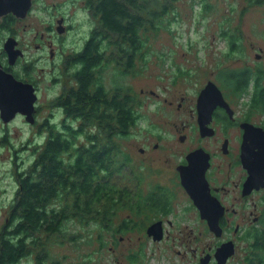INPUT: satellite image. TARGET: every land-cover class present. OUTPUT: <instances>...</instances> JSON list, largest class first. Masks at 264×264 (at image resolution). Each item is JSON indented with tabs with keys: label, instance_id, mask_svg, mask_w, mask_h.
<instances>
[{
	"label": "trees",
	"instance_id": "16d2710c",
	"mask_svg": "<svg viewBox=\"0 0 264 264\" xmlns=\"http://www.w3.org/2000/svg\"><path fill=\"white\" fill-rule=\"evenodd\" d=\"M178 1L86 0L91 15V21L87 18L88 32L82 48L64 58V87L53 103L62 119L59 123L50 117L41 124L36 119L29 123L36 132L19 153L15 151L17 187L0 226V264H62L55 251L65 242L77 240L68 232L72 223L83 228L96 223L100 230L112 231L110 238L115 244L118 233L134 228L131 217L119 226H114V221L124 210L141 214L143 198L116 186L112 178L130 164L120 140L129 138L139 126L145 101L140 93L118 81L109 88L105 69L117 68L122 77L138 74L137 63H146L151 53L150 40L169 26L163 24L181 18L175 7ZM246 2L264 6V0ZM196 3L199 15L207 16L213 8L208 0H192V8ZM219 36L231 53L243 50L240 34L223 28ZM218 78L222 88L229 89L235 98L248 93L252 85L253 106L264 113V67L260 63L256 67L222 68ZM61 82L58 77V86ZM8 136L6 130L4 145L14 147ZM21 152H29L32 158L27 168L17 162ZM95 238L100 248L109 244L101 232ZM261 240L264 232L256 234L255 243L249 242L244 264H264ZM145 255L143 245L129 260L143 263Z\"/></svg>",
	"mask_w": 264,
	"mask_h": 264
},
{
	"label": "rangeland",
	"instance_id": "374dc122",
	"mask_svg": "<svg viewBox=\"0 0 264 264\" xmlns=\"http://www.w3.org/2000/svg\"><path fill=\"white\" fill-rule=\"evenodd\" d=\"M71 1H74V4L69 3ZM208 1L213 8L207 16L199 15L197 3L192 8V0H179L176 3L175 7L176 10H180L181 18L178 20L174 18L172 23L163 24L162 27L169 26L161 29L158 36L150 40L151 53L149 58H146V63H137L135 70L138 74L122 77L117 68L105 69L104 76L109 88L118 81L119 85L132 88L136 93L141 94L144 91V94H141L145 101L144 107L140 110L143 115L142 120L139 126L132 130L129 138L120 140L122 152L131 158L130 164L125 166L121 174H114L112 178L113 183L121 189L126 188L136 194L142 189H149L157 182L170 188L175 187L172 184L176 176L174 168L183 154H187L200 144L214 151L216 144L225 138L219 122L215 123L217 132L214 138L200 137L197 122L199 93L210 81L223 87L218 78L222 68L256 67L257 63L264 67V6L249 5L246 0ZM65 8L69 9L68 12L64 11ZM61 11L70 13L69 19L73 16V11L74 15L76 11L73 18L76 19V23L71 26H78L74 27L76 32L67 36L63 45L60 40L57 41L55 46L60 57L52 62H47L45 57L37 64L36 77L46 82L41 84L43 94L38 104L41 107L37 117L39 124L49 117L54 123H59L62 119L61 111L54 110L53 103L64 87L65 76L62 72L67 70L64 58L72 51L82 48L88 27L83 28L80 25L87 23L83 16L86 20L87 18L90 20L91 15L86 8V0H35V9L18 26L19 34H23V26L33 27L32 34L25 37L27 43L25 45L31 46L28 49L26 47L30 55L29 52L35 53L33 38L37 31L40 32V37L41 34L44 36L45 42L47 36L54 33L53 31L48 33L51 17L53 15L61 17ZM65 13L63 15L66 16ZM169 17L171 18L170 15ZM223 28L241 35L243 50L237 49L231 53L226 40L219 36ZM257 54L262 55L261 60L256 56ZM41 67L44 68L43 71H40ZM54 76L61 77V86L47 89L51 87V78ZM226 77L224 76V79ZM152 91L160 97L157 99L151 97ZM228 99L230 100L229 97ZM246 99V95L233 99L234 106L230 101L237 115H240L241 110L242 112L246 110ZM170 103L173 105L171 106ZM6 130H9L8 139L14 147L6 146L2 141ZM35 132L36 128L28 125L24 119L20 118L8 125L0 119V226L7 215L17 187L13 176L15 151L19 153L22 144L32 139V134L34 135ZM184 135L187 140L183 144L179 138ZM228 137L232 141H238L239 129L232 128ZM155 145H159L158 150H154ZM140 148L146 149L147 154L141 155ZM29 154V152H21L17 158L18 164L23 168H27L32 162ZM157 173L162 175L159 177ZM177 200L180 205L175 207L174 217L177 216L178 223H175L173 235L178 236L182 233V236L176 243H155L144 237L142 228H133L122 235L118 233L115 244L110 238L113 236L112 231L100 230L96 223H90L91 227L85 228L72 223L68 232L78 238L75 242L68 241L63 246H58L55 258L62 264H137L132 263L129 256L139 252L144 245L145 259L143 263L138 264H196L197 259H192L190 252L195 248L198 249V254L208 251L217 239L213 232L206 230L205 224L195 218L194 213L184 214L183 205L188 201L181 192ZM246 207L248 214L252 208L250 205ZM143 214L137 218L128 210H124L115 219L114 226H119L128 217L132 218V223L136 220L141 221L145 218ZM174 217L169 218L175 221ZM239 221L240 219L237 218L236 222ZM100 232L105 235V240H109L105 249L100 248L99 242L95 241L96 235ZM246 252L247 244L240 243L231 264H243Z\"/></svg>",
	"mask_w": 264,
	"mask_h": 264
},
{
	"label": "flooded vegetation",
	"instance_id": "af4514ba",
	"mask_svg": "<svg viewBox=\"0 0 264 264\" xmlns=\"http://www.w3.org/2000/svg\"><path fill=\"white\" fill-rule=\"evenodd\" d=\"M69 3L74 4V1ZM34 9L35 0H32V5L24 16L16 15L14 12L0 15V73L4 72L6 74H12L18 81L32 85L34 93L38 97V100L34 105V117L37 121L41 108L38 104L40 102V97L43 94L41 84H46L44 79L38 80L36 77V73L38 71L37 64L40 61H43L45 57H47V62L55 61L58 57H60L55 46L57 45V41L60 40L63 45L67 36L76 32L74 31V27H77L78 25L71 26L76 23V19L73 20L76 15V11L75 15L73 11V16L70 19V13L67 14L63 11L60 12L61 17L60 15H53L51 17L52 21L48 26V33L51 31L54 33L47 36V39L44 42V36L41 34L40 37V32L37 31V34H34L35 36L33 38L35 40V53L29 52L30 55H28L26 50L27 46L25 45L27 44L25 43V37L26 35L29 36L32 34L34 31L33 27L31 23L29 24L31 25L30 27H28V25L23 26V34H19L18 26L29 17L31 11ZM68 10L69 9L66 8L64 9L66 12H68ZM55 11L59 12V10ZM63 13H65L66 16L63 15ZM54 18H56L55 21H53ZM83 18L87 23L81 24L80 26L86 28L89 23L86 20V17L83 16ZM29 47L31 46H28L27 49ZM10 53L12 54L13 59L11 58ZM256 56L261 60V54H257ZM43 70L44 68L41 67L40 71ZM57 87L58 76H54L51 78V87H47V89ZM217 87L220 89L225 101L230 106L232 115H230L225 108L218 107L213 114V121L210 126L214 129L215 134L212 137L202 139L214 138L217 132L215 129V123L219 122L225 136L223 141L216 144L214 151L200 144L187 154H183L180 157L181 159L179 160V163L174 168L176 176L174 177L172 184L175 187L170 188L167 185L159 184V182H157L149 189H142L136 193V195L143 198L144 202L140 212L141 214L144 213L143 215H145V218L141 221H134L133 226L134 229H141L142 227V233L148 240H152L155 243H176L177 239L182 236V233L178 236L173 235L175 233V223H178V220L176 219L177 216L174 217V211L175 207L180 205V202L177 200L180 192L187 198L188 201L187 204L183 205L182 211L185 212L184 214L187 215L194 213L195 218L205 224L206 230L210 231L208 223L201 218L198 208L194 205V202L183 185L181 171L183 168L188 166L187 157L193 152L203 149L205 152L210 154L211 157L209 160V168L206 172V179L209 183L212 196L221 203L225 213L219 222L222 229L221 236L214 234L217 242L214 243L208 251H203L201 254L197 253L198 249L196 248L190 252L192 259H197L196 264H202V260L206 257H210L209 264H217L215 258L216 251L223 244L233 243L235 254L229 258L227 262V264H231V262L235 259L240 243H246L248 250L250 246L249 242L253 241V243H255L256 234L258 232H264V150H259L260 148H255V150L249 148L245 150V156L242 155L245 134L243 126L245 128L247 127L246 129H249V126H253L264 131V113L261 109L256 110L253 106L255 89L252 85L249 87L248 93L246 92L243 94V96L246 95L247 99L245 103L246 110L244 112L241 110V116L237 115L236 110L232 107V105L234 106L232 100H235V97L229 94L230 90L227 89L225 92L221 85H217ZM141 94H144V91H142ZM151 97L157 99L160 95L152 91ZM236 98L238 99V97ZM230 101L232 102V105ZM170 105L172 106L173 104L170 103ZM20 118L27 122L26 117L22 116L20 113L17 114L14 121ZM28 125L30 124L28 123ZM232 128L239 129V140L236 142L232 141L228 137ZM178 131H180V129H178ZM186 138V135L181 136L179 141L184 144L187 140ZM247 143L250 144L251 142L248 141ZM158 149L159 145H155L154 150ZM139 153L144 155L147 154V151L146 149L140 148ZM156 175L160 177L162 174L157 173ZM248 205L251 206L252 210L247 214L246 206ZM141 214L133 212V215L137 218H139ZM170 216H173L176 220L173 221L169 218ZM237 218L240 219L239 222H236ZM160 233L162 235L161 240L155 241L154 238ZM191 234H193V232H191ZM225 236H227V239H225ZM261 242L264 241L261 240Z\"/></svg>",
	"mask_w": 264,
	"mask_h": 264
},
{
	"label": "water",
	"instance_id": "95a60500",
	"mask_svg": "<svg viewBox=\"0 0 264 264\" xmlns=\"http://www.w3.org/2000/svg\"><path fill=\"white\" fill-rule=\"evenodd\" d=\"M31 5L32 0H0V15L14 12L16 15L24 16ZM11 58L13 59L12 54ZM37 100L38 97L31 84L18 81L12 74L0 73V119L5 125L14 121L19 113L26 117L28 123L34 124V105ZM218 107L225 108L232 115V110L225 101L222 92L213 81H210L200 92L197 103V122L201 138L212 137L215 134L214 129L210 126L213 121V114ZM246 128L243 126L245 134L242 155L245 156V150L249 148L264 150V131L253 126H249V129ZM248 141L251 143L248 144ZM210 157V154L203 149L190 154L187 157L188 166L181 170L182 179L183 185L194 205L198 208L201 218L208 223L210 231L221 236L222 229L219 222L225 211L221 203L212 196L206 179ZM161 238L160 233L154 240L158 241ZM234 254L233 243L223 244L215 254L217 264H227L229 258ZM209 262L210 257L202 260V264H209Z\"/></svg>",
	"mask_w": 264,
	"mask_h": 264
}]
</instances>
